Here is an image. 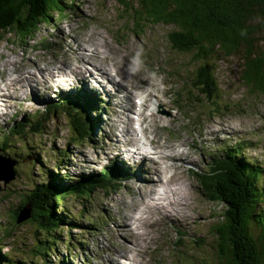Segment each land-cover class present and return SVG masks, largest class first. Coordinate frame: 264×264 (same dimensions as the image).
<instances>
[{"label":"rangeland","instance_id":"1","mask_svg":"<svg viewBox=\"0 0 264 264\" xmlns=\"http://www.w3.org/2000/svg\"><path fill=\"white\" fill-rule=\"evenodd\" d=\"M66 6H69L68 15L61 18L58 14H53L51 22L42 24L34 38L28 41L26 46L29 48L20 47L18 36L12 33L0 34V143L4 132L9 130L14 122L21 117L35 120L37 111L43 107L45 101H60L64 93L74 94L78 87L97 99L100 106L99 96L104 94V89L101 91L103 86L100 88L99 84L92 80V76L88 78V74L98 68L99 62L91 61L90 65L85 64L86 68H83L81 73L83 80H79L80 83H75V78L70 77L68 82L62 81L61 88L56 87L57 81L48 75L49 71L55 73L54 71L58 70L68 74L66 65L71 70L76 67L78 54L73 50L78 42H84L91 34L97 44H102L105 40V45L118 50L123 56L127 55L126 59L121 61L124 65L122 67L127 69L129 63L140 67L143 76L150 79L156 87L152 90L143 81L138 84L143 87L142 91H131L133 95L129 102L132 106L133 96L145 95V90L152 92L151 98L158 100L156 105L147 101V107L142 108V118L145 119L142 126L148 130L146 136L140 131L141 117L137 111L130 109L124 112L126 119H133L137 130L135 137L141 140L144 148L135 145L148 155L142 160L143 163L134 164L126 156H123V159L119 157V152L125 150L122 136L124 134L120 131L124 123L116 122L119 119L114 117L115 114L111 115V101L103 95L101 111L97 112V115L90 114L95 127L89 140H83L76 145L72 139V123L68 116L60 114L59 111L53 112L50 120L43 124L40 134L28 135L19 142L15 138L9 139L8 142L12 143L7 150L14 154V157L11 158V155L9 157L3 152H0V156L15 160L16 163L12 161L13 179L6 184L0 181V230H9L8 236H0L1 252L9 251L14 258L20 259L35 243L34 237L38 235L35 231L38 229L31 224H13L12 220L13 212L22 197L26 196L35 184L51 180V174L56 175L57 180L59 177L68 182L78 177H90L94 172L114 166L130 170L128 173L131 178L119 183L114 194L94 190L86 201H77L71 197L67 200L65 206L72 213L74 221L58 231L57 236L62 238L63 243L57 247L59 257L51 255L49 264H57L59 259L63 261L67 258L65 256L68 251L71 256H77L74 259L69 257L68 262L71 264H82V259L88 264H184L185 260V264H189L193 259L200 262L213 259L215 240L212 228L220 220L225 207L211 202L202 194L203 187L199 177L192 172H199L202 167L210 166L215 159L219 160L222 157L220 147L231 148L239 143L244 144L243 154L246 157L264 165V92H252L244 85L240 77L243 70L240 55H221L218 61H209L216 67L214 77L218 96L207 100L192 88L196 79L195 72L201 63L192 55L172 50L168 42L171 27L149 26L144 34L135 37L129 32V17L125 9H122L116 0H69ZM261 38L264 39V34ZM34 44L37 47L32 48ZM84 47V54L91 56L86 44ZM100 51L105 56V50L100 48ZM103 56L99 58L102 59ZM110 59L111 57H108L107 61L111 65ZM36 65L46 70L39 86L38 77L42 73L35 78H20V74L26 72L25 70L34 71L32 68ZM156 72L159 73L156 75ZM131 73L128 72L129 75H132ZM101 74L96 76L105 78ZM165 80H168L169 84H165ZM26 82L31 83L29 85L35 90ZM66 83L73 87L69 89ZM102 83L104 84V81ZM165 91H168L167 95H164ZM112 97L118 102L119 92L114 90ZM122 97L123 94L120 95V100H123ZM138 103L141 105L143 102ZM116 107H113V110ZM153 112L176 120L172 123L164 118L154 121L150 116ZM115 125H119V130L114 133ZM156 137L161 138L160 142L164 146L180 145L178 149L182 150L185 156V159L177 163L181 170L169 168L177 160L156 162L160 155L149 143ZM171 153L174 154L173 150ZM151 161L155 162V168L164 172L165 179L173 174L178 176V185L167 190V194L168 200L179 206L173 207L177 211L180 208V211L173 219L162 218L156 211L153 217L147 216L140 231L144 241L142 248L133 250L130 240L125 237L126 232L120 230L118 224L123 223L120 216L122 212H128L132 207L133 190L136 189L137 193L142 194V181L138 177L141 176L142 168L150 166ZM124 173L125 171L118 172L120 180L124 179ZM148 173L149 171L145 172L146 175ZM148 177L154 182L157 179L153 171ZM164 191L165 189H160L161 193ZM141 194L139 193V197ZM149 199L150 197L147 201ZM168 200L166 199L163 205H166ZM143 209L144 206L140 204L137 209L131 210L133 222L127 220V224L132 230L138 225V220L144 217ZM177 230L183 233L182 238L177 236ZM133 231L140 233L135 229ZM9 236L14 239H8ZM38 238L41 239V236L38 235ZM114 249L122 254L115 257Z\"/></svg>","mask_w":264,"mask_h":264},{"label":"trees","instance_id":"2","mask_svg":"<svg viewBox=\"0 0 264 264\" xmlns=\"http://www.w3.org/2000/svg\"><path fill=\"white\" fill-rule=\"evenodd\" d=\"M116 1L125 9L129 32L135 37L153 25L172 28L168 35L172 50L192 55L201 63L192 88L202 97L208 100L218 96L214 77L216 67L209 61H218L221 55H240L243 68L240 77L244 85L252 92H264V39L261 38L264 34V0ZM68 4L69 0H0V34L12 33L18 36L20 47L26 46L42 24L51 22L53 14L65 18ZM74 100H64L61 105L53 102L43 113H38L35 120L23 117L14 122L1 138L0 152L13 158L14 154L7 150L12 143L8 140L15 138L19 142L28 135L40 134L43 124L55 111L68 116L76 145L89 140L94 128L89 112L93 107L88 101L85 107L84 103L79 105ZM244 149V144L222 147V157L216 159L212 167L194 173L199 177L204 196L213 203L222 204L225 210L212 228L214 258L205 262L193 259L189 264H264V165L251 161L243 154ZM115 177L118 174L112 169H105L100 174L68 182L59 177L57 180L56 175L51 174V180L35 184L22 197L12 220L13 224L17 223L18 212L28 205L29 218L17 224L33 225L41 239L38 235L34 237L35 243L20 259L14 258L9 251L3 253L0 250V264H49L51 255L59 257L57 247L63 242L57 236L58 231L74 221L65 206L67 200L71 197L86 201L97 188L105 190L117 186ZM3 235L8 236L9 230H0V236ZM69 255L63 261L59 259L57 264H66Z\"/></svg>","mask_w":264,"mask_h":264},{"label":"bare ground","instance_id":"3","mask_svg":"<svg viewBox=\"0 0 264 264\" xmlns=\"http://www.w3.org/2000/svg\"><path fill=\"white\" fill-rule=\"evenodd\" d=\"M74 43H76V42H74ZM85 44L88 47L87 49H90L91 56H88V55L84 54L85 51H86V48L84 47ZM100 48H103L105 50V52H104L105 56L102 55V53L100 51ZM71 50H72V48H71ZM73 51L77 52V54H78V59L76 60V67H73V69L71 70L68 67H66L67 66L66 65L65 69L67 70L68 74L67 73L65 74L66 71L62 72V71H59V70L58 71H54L55 73H53V71H49L50 73H48L49 77L51 76L57 82L60 81L58 83L56 82V84H57L56 87H58V88L60 87L61 88V86H63L62 81L64 83H65V81L68 82V80H71L70 77H72V78L74 77L75 78V83H78L79 80L80 81L83 80L81 78V73H83V71H84L83 68H84L85 64L86 65H90L91 61L93 63H94V61L99 62L100 65L97 66L98 68H94L93 72H90V74H88V78H91V76H92V80L96 81V84H99L100 88L103 86L101 88V91H103V89H104V94H102L103 97H106V99L108 97V99L111 101V104H110L112 106L111 115L115 114L116 116H114V117L119 119V121H116V122L124 123V127H122L120 131L124 134L122 136H124V143H125L124 145H125V147L132 146L133 144H136V145L138 144L139 146H144V145H140V140L137 137H135V135L137 134V130L135 129V124H134L133 119H126L124 112H126L127 110H130V109H132L134 111H137L138 116L141 117V119H140V129H141L142 135L146 136L148 130L145 129L142 126L144 124V122H145V119L142 118V114H143L142 113V108L147 107V101H149L152 105H156V102H158V100L151 98L152 97V92H150L148 90H145L144 91L145 95H140L138 97H134L133 96V106L130 105L129 101H130L131 96L133 95V94H131L132 90H136V91H139V92L143 90V87L141 85H138V84H141V82H143V81H145L146 84L149 85L152 88V90L156 89V87L154 85H152L151 80L150 79H146V77L143 76V74L141 72V68L138 67V66H133L131 63H129L127 65V69H125V67H122L123 64L121 63V61L123 60V58L126 59L127 55L123 56V54H121L118 50L111 49V46L105 45V40H103L102 44L101 43L97 44L96 41L92 39L91 34L87 37L86 40H84V42H78ZM100 56H103L102 59L99 58ZM108 57H111V59H110L112 61L111 65L107 61ZM62 59H64V58H62ZM113 59H116V61H113ZM104 60L107 63H105ZM124 61H126V60H124ZM35 63L36 62H34V64ZM125 66H126V64H125ZM74 68L76 69V71H74ZM32 70H34L35 72L31 71V70L30 71L29 70H25L26 72H23V73L20 74V78H21V76H29V77L35 78V77H37L36 75L42 73L41 76L38 77L39 78V83H37V86H39V84H41L40 81L43 80L41 77H42V75L44 74V72L46 70L41 68L38 65L34 66V68H32ZM129 71L132 72L131 73L132 75L128 74ZM100 72L103 74V76L105 78H100V77L96 76V75H100L101 74ZM158 73L159 72H156V75ZM89 75H90V77H89ZM135 76L137 78L134 79ZM102 81H104V84L102 83ZM97 82H99V83H97ZM164 83L165 84H169L168 80H165ZM7 84L8 83H6V85ZM26 84L28 86H30V88L32 90L33 89L35 90V88L33 86L29 85L31 83L26 82ZM87 84H88V82H87ZM93 89L95 90V88H93ZM113 89L115 91L119 92V100H118V102H116L114 97H112V94H113V91H114ZM121 94H123V97H122L123 100H120V95ZM167 94H168V91H165L164 95H167ZM102 95H101V98H102ZM138 101H142L143 103L141 105H138ZM122 102L125 103V104H123ZM116 103H119V104H116ZM128 105H130V106H128ZM115 106H117V107H116L115 110H113V107H115ZM157 107L158 108L160 107L159 104H158ZM115 111L117 112V114H116ZM150 116L152 117V119L154 121H158V120L164 118L167 121H170L172 123V122H174L176 120V119H172V118H165L162 115L156 114L154 112L152 114H150ZM45 120H46V118H45ZM115 126L116 127H114V133L119 130V125H115ZM112 131L113 130H111V132ZM160 140H161V138L156 137V138H153L152 140H150V142H149L151 145L154 146V151L158 155H160L159 160L156 161V162L157 163L159 161L170 162V161H173V160H177V162H174L173 164H171L169 166V168H172L175 171L181 170V167L177 163H179L180 160L185 159V156H184V153L181 152L182 150L180 151L178 149V148H180V145L177 146V147L164 146V145L161 144ZM170 145H172V144H170ZM171 150H173V153L175 155L171 153ZM126 152H124V154H125L124 156H126V158L132 162V164L138 163V162L139 163H143L142 160L145 157H147L146 153H143V158H142V157L139 156L140 154L139 155L133 154V153H131L129 151L126 154ZM167 152H169V153H167ZM135 155H137V156H135ZM154 164H155V162L151 161L150 162V166L148 165L146 167V169L142 168L143 171L141 172V176L139 175L140 177H138V179H140L142 181V187H141L142 194H141V192L137 193L136 192L137 190L133 188L134 190L132 192V200H131L132 201V207L129 208L128 212L127 211H123L122 214L120 215L121 218L123 219V223L121 225L118 224V226H119L120 230H122L123 232H126L125 237L127 238V240H130V242H131L130 246L133 247V250H136L139 247L142 248L141 246L144 243V241H143V234L140 231L143 229L142 224H143V221L147 218V216L148 217H151V216L153 217L154 216V212L156 211L162 218L173 219L174 216L177 215V213H179V211H180V208H178L179 211H177L173 207V205L174 206H178V205L175 204L174 202L173 203L170 202L168 200V194H167V190H169L171 187H173L175 185H178V182H177L178 176L173 174L169 178L165 179L164 172L161 171L159 168H155ZM120 171H122V170H119L118 172H120ZM148 171H149V173L153 171V173L156 175L157 179H156L155 182L151 181V179L148 177L149 173L147 175L145 174V172H148ZM160 189H163V190L165 189V191L163 193H161ZM139 193L141 194L140 197L142 196L141 198L139 197ZM148 197H150V199L147 201ZM134 198H135V200H134ZM166 199L168 201H167L166 205H163V202ZM140 204H142L144 206V209H143V212H142V215H144V217H142V218H140L138 220V225H136L135 228H134L135 230H138V232H140V233L136 234L133 231L134 229L132 230L131 227L127 224V220H129L130 222H133V216L131 214L132 213L131 210L137 209ZM119 232H117L116 235H118ZM118 238H119V236H118ZM114 254H115L114 255L115 257H118V256H120L122 254V252H119L118 250L114 249Z\"/></svg>","mask_w":264,"mask_h":264},{"label":"water","instance_id":"4","mask_svg":"<svg viewBox=\"0 0 264 264\" xmlns=\"http://www.w3.org/2000/svg\"><path fill=\"white\" fill-rule=\"evenodd\" d=\"M13 162L4 157H0V181H3L4 184L8 183L13 179L12 172ZM30 209L29 206H24L17 215V223H21L29 218Z\"/></svg>","mask_w":264,"mask_h":264}]
</instances>
